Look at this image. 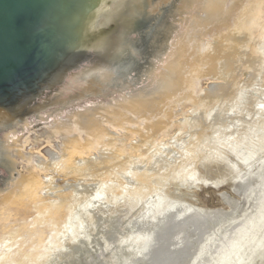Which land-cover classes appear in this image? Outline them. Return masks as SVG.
<instances>
[{
  "label": "water",
  "instance_id": "95a60500",
  "mask_svg": "<svg viewBox=\"0 0 264 264\" xmlns=\"http://www.w3.org/2000/svg\"><path fill=\"white\" fill-rule=\"evenodd\" d=\"M264 48V0H0V264H79L202 162Z\"/></svg>",
  "mask_w": 264,
  "mask_h": 264
},
{
  "label": "rangeland",
  "instance_id": "374dc122",
  "mask_svg": "<svg viewBox=\"0 0 264 264\" xmlns=\"http://www.w3.org/2000/svg\"><path fill=\"white\" fill-rule=\"evenodd\" d=\"M263 84L264 61L257 59L227 116L233 123L221 127L234 131V140L245 129L244 144L215 138L202 162L79 264H153L152 250L164 241L186 249L180 264H264V243L243 242L254 234L252 214L264 198ZM197 212L202 230L194 225Z\"/></svg>",
  "mask_w": 264,
  "mask_h": 264
},
{
  "label": "bare ground",
  "instance_id": "6f19581e",
  "mask_svg": "<svg viewBox=\"0 0 264 264\" xmlns=\"http://www.w3.org/2000/svg\"><path fill=\"white\" fill-rule=\"evenodd\" d=\"M262 56L263 57H259L258 58L260 61H264V52H262ZM256 69H258V68L256 67ZM261 81H263V80H261ZM245 87H246V85H245ZM246 101L247 100H245L244 102H246ZM251 101H252V99H251ZM243 112L245 113V109H244ZM237 113H239V112H237ZM234 115L235 114H233L232 117H234ZM232 117H230V118L232 119ZM230 122L233 123L232 121H229L226 118V120L224 121L222 127L229 126ZM223 129H225V128H223ZM242 131L244 133H247L245 129H242ZM232 133H234V131H232V130L229 131V132H224V131H222L220 129L218 135L216 136L217 142L224 141L225 139L228 140L229 143H233L234 145H240V144H244L246 142L247 136L244 133H241L238 136H236L235 137V140H234L233 137L231 139H228L229 136L232 135ZM263 199L261 198V200H260L261 202L260 203H257V206H256V208H255V210H254V212L252 214V217H253L252 220L253 221L251 222V227L254 230L253 236H252V234L250 235L251 238L249 239V241H248V237L247 236H245L243 238V242L244 243L247 242V244H249V245L252 244V243H254V242H256V241L258 242L257 244L264 243L263 238H262V236L264 237V200ZM189 210H190V208H189ZM157 211H158V209H156L155 212H157ZM201 215H203L201 212H197V216L196 217H197L198 220H195L196 222L194 224L195 226L199 227L200 230H202V222H201V219H199V216H201ZM205 215H207V214H205ZM177 226L179 228H181L180 230H182L184 228V223L176 224L175 227H177ZM175 227L173 229H175ZM171 237H172V233H171V235L168 238L170 239ZM231 246L232 245H230V247ZM178 250H180V249L175 248V247H172V245H169L168 242L166 243L164 241V242L158 243L157 246L154 247L153 250H152L153 253L151 255V258L153 260V264H180L182 262L183 255H184L186 249L181 248V251H178ZM243 253H244V251L242 252V254ZM223 258L224 257H223V254H222L221 261L223 260ZM224 260H225V258H224ZM226 263L228 264V261Z\"/></svg>",
  "mask_w": 264,
  "mask_h": 264
}]
</instances>
